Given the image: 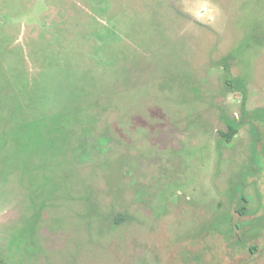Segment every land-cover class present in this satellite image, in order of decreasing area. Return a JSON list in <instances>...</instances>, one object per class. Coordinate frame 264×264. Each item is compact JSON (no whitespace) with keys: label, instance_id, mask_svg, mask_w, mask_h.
Returning a JSON list of instances; mask_svg holds the SVG:
<instances>
[{"label":"rangeland","instance_id":"obj_1","mask_svg":"<svg viewBox=\"0 0 264 264\" xmlns=\"http://www.w3.org/2000/svg\"><path fill=\"white\" fill-rule=\"evenodd\" d=\"M0 264H264V0H0Z\"/></svg>","mask_w":264,"mask_h":264},{"label":"trees","instance_id":"obj_2","mask_svg":"<svg viewBox=\"0 0 264 264\" xmlns=\"http://www.w3.org/2000/svg\"><path fill=\"white\" fill-rule=\"evenodd\" d=\"M96 114L97 113H95L92 116V119L96 118V116H97ZM255 119L257 120V118H255ZM238 126H239L238 123H229L227 126V131L222 133L223 138L226 141H230L236 135V133L238 131ZM25 131L27 133H30L29 136H30V139L32 140L33 143L35 142V144H40L41 142H45L47 144V146L51 147V148L55 145L54 140L59 139V137L55 138V139L52 138L51 136L43 137L42 134L40 133V130H39L38 125L36 123L29 125V127ZM31 133H33V134H31ZM64 137H66V136H64ZM57 148H59V145L57 146Z\"/></svg>","mask_w":264,"mask_h":264}]
</instances>
